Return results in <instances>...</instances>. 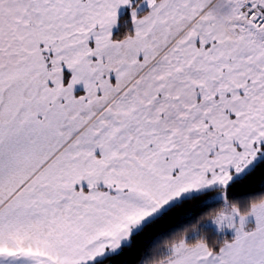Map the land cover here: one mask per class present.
<instances>
[{
    "label": "snow or ice",
    "instance_id": "obj_1",
    "mask_svg": "<svg viewBox=\"0 0 264 264\" xmlns=\"http://www.w3.org/2000/svg\"><path fill=\"white\" fill-rule=\"evenodd\" d=\"M256 176L264 0H0V264H264Z\"/></svg>",
    "mask_w": 264,
    "mask_h": 264
},
{
    "label": "trees",
    "instance_id": "obj_2",
    "mask_svg": "<svg viewBox=\"0 0 264 264\" xmlns=\"http://www.w3.org/2000/svg\"><path fill=\"white\" fill-rule=\"evenodd\" d=\"M261 177L256 176L254 178H252V180L250 181V183L246 186V188H241L238 189V191H244L246 189H250L251 191H259L262 188H264V185H261ZM187 209H182L181 213L183 211H186ZM177 215H180V213H177ZM188 217H185L183 219L178 218L174 224L171 225H165L164 227H162L161 232H167L169 230H171V228L173 227H178L179 224L184 222V219H187ZM150 243V241L146 242V246L147 244ZM119 260H128V264H132V262L135 260V251L131 252V253H126L125 256L118 258Z\"/></svg>",
    "mask_w": 264,
    "mask_h": 264
}]
</instances>
